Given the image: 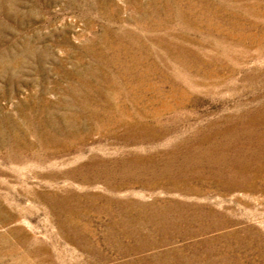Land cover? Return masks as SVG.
Segmentation results:
<instances>
[{
	"label": "rangeland",
	"instance_id": "1",
	"mask_svg": "<svg viewBox=\"0 0 264 264\" xmlns=\"http://www.w3.org/2000/svg\"><path fill=\"white\" fill-rule=\"evenodd\" d=\"M0 264H264V0H0Z\"/></svg>",
	"mask_w": 264,
	"mask_h": 264
},
{
	"label": "bare ground",
	"instance_id": "2",
	"mask_svg": "<svg viewBox=\"0 0 264 264\" xmlns=\"http://www.w3.org/2000/svg\"><path fill=\"white\" fill-rule=\"evenodd\" d=\"M223 161H225L220 168H217L216 172L218 175H223L224 172H226L227 174L230 175H234L236 174L239 170H241L242 165L241 163L235 159H222ZM232 160H234L233 162H231Z\"/></svg>",
	"mask_w": 264,
	"mask_h": 264
}]
</instances>
